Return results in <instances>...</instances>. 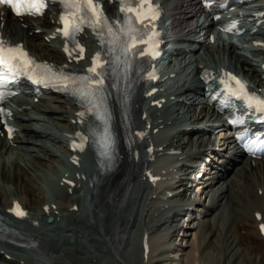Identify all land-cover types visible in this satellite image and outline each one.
<instances>
[{
  "label": "bare ground",
  "instance_id": "bare-ground-1",
  "mask_svg": "<svg viewBox=\"0 0 264 264\" xmlns=\"http://www.w3.org/2000/svg\"><path fill=\"white\" fill-rule=\"evenodd\" d=\"M166 1L162 0L164 4L167 3L166 8L171 9L166 21L172 24V30L175 29L174 36L183 41L185 49L190 51L196 46L187 43L186 38L190 39V31L202 24V18L189 22L195 16L192 12L194 7L191 4L192 0ZM104 2L107 11L116 15V4H110L107 0ZM250 7L263 10L264 1L254 2ZM250 7L245 5L242 12L250 13ZM48 13L38 19L26 18L22 23L8 15L4 21V32L13 40L24 42L38 58L51 62H67L68 58L64 57L58 39L49 38L51 32L48 30H53L56 25L53 21L57 19V12L53 10ZM205 17L207 19L208 16ZM242 21L248 22L247 17L242 18ZM41 28L46 30L38 32ZM258 30L261 32L262 28ZM252 35L250 33L238 40L230 37L228 40L220 41L218 50H222L223 56L219 58L217 64H228L231 68L240 70L239 73H243L250 82L262 84L264 80L260 76L264 44ZM83 41L88 43L90 49L95 46V42L89 37L84 36ZM241 46L247 47L245 51L249 53L238 52ZM198 49L208 52L214 58L210 43L205 42ZM248 54H251V57L247 56ZM72 64L84 67L82 63ZM199 64L194 55L181 54L178 66L173 72L182 67L179 71L184 69L193 77L189 83H183L176 87L174 92L165 95L167 97L175 95L177 100L170 113H167L169 111L167 109L156 110L149 106V99L145 103L142 93H139L134 99L132 123L136 125L140 123L135 114L141 110L140 117L142 112L146 111L147 120L154 127L165 123L168 127L181 111L191 112L192 109L197 111L198 107V114L190 117L186 115V119L190 123L208 124L210 122L206 120L208 115L211 117L217 114L200 96ZM23 90L25 91V88ZM34 99L33 95L29 96L26 92L22 96L12 98L15 104L14 118L19 129L11 140L0 135V162H9L13 165L12 168H8L6 163L2 164L0 179L21 188L22 196L15 199H19L25 208L31 210L32 220L37 219L40 222L42 220V223L37 226L25 221L12 220L6 210L11 207L14 199H8L0 185V264H24L22 263L24 260L30 263L39 261L40 264H90V260L95 258L90 251L92 246L103 254L106 262L110 264H264V240L258 232L259 222L256 219L257 211L264 217V164L252 167L242 158L238 165L225 173V176L223 173L218 175L217 181L210 185L209 189L207 187L201 190L200 186H197L198 193L201 192L200 196L204 193L211 195V205L214 209L201 223L189 231H184L180 239L172 238L169 230L172 223L168 220L174 209L165 208V203L174 197L172 191L174 180L150 183L142 177L141 169L148 162L145 155L141 157L139 163L129 162L128 150L124 143L126 137L121 132L120 125L122 122L128 124L131 118L126 121L122 119L117 100L112 101V108L122 152L118 167L114 170L97 168L94 153L87 151L81 155V168L72 172L71 167L66 164L67 167L62 174L58 173V184L64 180L62 177H65V174L68 177L78 176L87 179V197L83 200L80 195L76 196L75 193L79 191L77 186L73 187L72 193L68 191V187H64L63 195L55 196L54 202L49 201L44 188L38 186L28 173L29 165H19L10 158L11 150L18 149L34 159H42L40 152H44L47 158L54 159L57 157V149H61L66 156L69 149L65 142L77 128L74 121L78 119L77 112L80 107L74 100L59 95L49 99L45 94L37 103ZM187 102L193 103L187 105ZM181 126L179 124L170 129V137L163 142L183 148L194 140L200 146L206 142V138L202 139L200 135L195 138L194 131L184 132ZM210 138L208 135V139ZM216 139L217 136L214 140ZM49 167L51 170L55 169L52 165ZM177 167L178 165H172L166 174H177L178 171L173 170ZM12 169L13 172L10 171ZM260 190H263L262 194ZM152 194L155 195L154 198ZM45 204H54L55 207H51V211H43ZM76 204L81 213H87L86 218L77 217L76 213L79 210L73 209ZM227 212L229 213L227 216H222ZM45 215L54 217L57 223L47 224L44 221ZM122 220L126 225L121 223ZM163 231L166 232V243L152 248L149 258L145 261L141 245L143 233L147 232L150 238H154V235H159ZM71 236L76 239L75 244L69 242ZM88 242H91L90 246ZM29 247L33 251L32 256L23 254ZM60 253L64 256H60Z\"/></svg>",
  "mask_w": 264,
  "mask_h": 264
},
{
  "label": "snow or ice",
  "instance_id": "snow-or-ice-1",
  "mask_svg": "<svg viewBox=\"0 0 264 264\" xmlns=\"http://www.w3.org/2000/svg\"><path fill=\"white\" fill-rule=\"evenodd\" d=\"M0 2L9 5L16 15H33L39 16L43 14L46 7V0H0ZM121 4V11L125 16L124 23L128 25L125 35L127 41L125 43V53L130 52L136 48L138 44L147 43L151 40V36L143 33L142 30L136 25H143L144 28H151L152 21L155 20L158 13L151 0H119ZM64 4L66 11L61 16L62 29H60L63 37L67 39H74L75 35L82 30V27L87 25L99 32L105 28L108 29V35L115 41L116 37L112 29L105 22L107 17L103 15L100 5L95 3V0H61ZM131 13V15H129ZM147 21V23H145ZM138 33H140L138 35ZM81 52L83 49L81 48ZM94 66L89 68L88 71L94 76H100L101 73L97 71L98 67H102L100 55L98 54L94 61ZM36 66V62L28 55L22 46H11L0 37V79L4 78V73L16 75L25 69H31ZM238 85V90L232 94L243 96L248 99L249 106H255L259 111L264 112V100H257L255 105L252 104V97L248 95L247 86L236 77H230ZM89 79V78H85ZM70 82H74L72 77H63V87L67 90ZM93 84L95 85L93 87ZM103 87L102 80L92 81L89 79V90L79 89L76 93L83 99H95L96 94L101 91ZM3 98V93H0V99ZM15 214L23 217L26 215L19 205H16Z\"/></svg>",
  "mask_w": 264,
  "mask_h": 264
},
{
  "label": "rangeland",
  "instance_id": "rangeland-1",
  "mask_svg": "<svg viewBox=\"0 0 264 264\" xmlns=\"http://www.w3.org/2000/svg\"><path fill=\"white\" fill-rule=\"evenodd\" d=\"M247 56H250L251 57V54H248ZM49 99H52V97H49ZM198 112H197V114H198ZM167 113L169 114L170 111H168ZM11 151L13 153L11 152L10 158L12 156L13 161H15L19 165H23V166H25V164L26 165H29V168L30 169H28V171H29L28 173L31 175V177L33 178V180L36 181V183H37L38 186H41V187L44 188L47 198H48V192L47 191L50 192L49 195H56V194H58L56 196L63 195V193H65V190L63 188H61L62 191L60 193H58L60 190L55 187V185L53 183V179H52L53 177L57 176L58 173H61L62 174V172H60V169L59 168L61 167V164H66L65 159H64L65 156H64V154H63V152H62L61 149H59V150L57 149V151H56V156L57 157H54V159L47 158L45 156V153L44 152H40V156L42 157V159H39V158L38 159H34L30 155H25L24 152H21L18 149H12ZM49 165H52L53 167H55V169L54 170H51L50 167H49ZM6 166L8 168H12L13 167V165H10L9 162H6ZM66 167H67V165H66ZM1 170L2 169L0 167V171ZM10 171L13 172V169L10 170ZM58 181H59V177H58ZM58 181H55V182L58 184ZM0 185L2 186L1 188H3V192L6 194V196L8 197V199L12 200V199H15V198H20L22 196L21 188H19V186L17 187L14 183H11V182L8 183V182H5L2 179H0ZM76 196H75V199H76ZM55 200L56 199L49 200V201L54 202ZM81 203L83 204L82 201H81ZM228 214L229 213L227 212V213H224L222 216H224V215L227 216ZM76 215L79 218L81 217V216H78V213H76ZM90 243L88 242V245ZM90 251L93 253L92 256L95 257L93 260H90L89 259L90 260V264H110L109 262H106L105 256L103 254L100 255L101 253H99L98 250L95 249V247L92 246V248L90 249ZM96 255H99V257H100L101 260L99 259V257L97 258ZM60 256L63 257L64 255L61 253ZM94 260L97 261V262H93ZM24 261H26L25 264L30 263L27 260H24ZM33 262H34V264H40L39 261H37L36 263H35V261H33ZM32 263H30V264H32Z\"/></svg>",
  "mask_w": 264,
  "mask_h": 264
}]
</instances>
